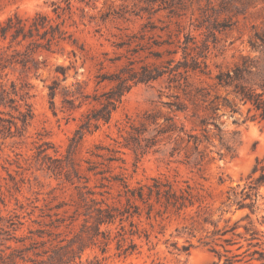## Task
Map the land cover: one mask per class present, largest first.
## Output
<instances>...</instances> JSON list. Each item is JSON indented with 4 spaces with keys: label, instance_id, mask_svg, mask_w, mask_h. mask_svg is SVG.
<instances>
[{
    "label": "rangeland",
    "instance_id": "obj_1",
    "mask_svg": "<svg viewBox=\"0 0 264 264\" xmlns=\"http://www.w3.org/2000/svg\"><path fill=\"white\" fill-rule=\"evenodd\" d=\"M52 2L65 6L64 0H0V20L15 13L31 16L36 12L54 18ZM69 2L72 13L66 25L76 38L77 45L63 44L62 52L47 56L46 67L39 70L37 75L21 72L18 66L6 70L8 79L15 82L25 79L30 83L29 102L33 118L20 137H3L0 134V229L9 225L10 218H20L31 228L40 227L33 224L31 219L49 223L64 218L63 222L54 223L59 227L53 230L62 232L68 238L79 232L81 216L66 228L71 221L70 215L74 210L78 190L63 177L54 175L33 161L36 145L47 141L53 147L47 151L52 158L64 159L70 155L75 169L84 177L76 185L85 183L86 177L88 188L95 192H109L103 196H94L97 199L103 198L107 203L121 206L125 202L123 197L118 196L122 191V182L103 179L110 176L121 178L129 187H135L137 183H149L151 178L157 177L172 182L175 187L188 183L198 198L192 206L178 212L173 209L164 210L155 204L150 217H147L146 209H142L144 206L139 203V216L134 215L121 224L116 221L112 225L100 227L102 231L108 232L107 244L104 245V239L99 236L96 243L90 244L82 253L83 264H212L217 261V257L210 248L223 253L219 245H206L213 238L212 231L227 228L237 220L240 227L236 232L243 233L242 226L252 221L254 227L263 233L264 240V187L258 191L254 213L248 208L236 209L235 204L227 206L230 189L239 192L249 181L247 176L255 159L264 155V129L256 122H243L245 106H241L237 113L220 107L215 111L218 117L215 121L221 128L223 139L234 150L233 157L230 154L221 157L220 153L224 154L225 151L213 135L215 130L212 125L207 126L209 131L205 140L199 124L201 119L210 120L212 113L206 108V103L196 100L191 104L189 101L195 89L202 87L211 90V95L217 93L223 96L222 90H213L215 74L230 70L244 57L255 58L260 55L251 48V43H259L257 37H264V0ZM148 22L158 27L169 24L171 31L180 29V38L190 32L197 40L203 38L205 26L218 27V30H214L216 40L211 44L207 60L209 74L192 77L191 86L186 89V92H190L189 96L181 89H175L165 79L151 84H137L123 97L108 125L86 132L80 141L75 142V131L86 107L70 115L63 113L60 111L59 96L54 99V108L50 107L47 86L53 77L61 79V74L55 72L56 67H70L68 78L61 85H69L74 81L72 75L76 68L79 72L77 78L89 79L88 90L91 91L99 63L104 57H113L117 52L114 43L125 39L126 35L137 34ZM196 25L202 27L196 30ZM147 29L149 27L145 29V36H152V30ZM71 50H75V57ZM81 64L84 66L81 67ZM104 66L101 72L113 71L107 62ZM171 102L182 103L185 110L175 111L168 105ZM145 112L156 114L158 123L171 118L175 130L159 136V143L137 158L131 150L119 148L114 140H120L119 129L126 128L128 122L137 123ZM188 135L198 139L197 148L192 140L187 141ZM96 146L119 148L120 152L115 155L123 161L107 163L102 157L95 156V153L106 156L108 152L98 150ZM90 165L96 166L94 171L87 170ZM99 171L105 172L97 173ZM257 175L258 172L254 174ZM100 185L104 187L100 188ZM244 202L248 203L249 200ZM60 204L63 206L58 207ZM246 214L249 215L248 219L244 218ZM129 221L135 226L131 227ZM26 226L16 234L24 233ZM121 238H124L122 248L117 250V241ZM233 238L244 247L238 251L235 250L237 245L226 247L235 253L242 252L246 248V241L236 236ZM131 243L135 248L123 253ZM102 248H105L104 252Z\"/></svg>",
    "mask_w": 264,
    "mask_h": 264
},
{
    "label": "trees",
    "instance_id": "obj_2",
    "mask_svg": "<svg viewBox=\"0 0 264 264\" xmlns=\"http://www.w3.org/2000/svg\"><path fill=\"white\" fill-rule=\"evenodd\" d=\"M64 2L65 6L52 2L54 18L46 13L36 12L31 16L15 13L0 20V134L3 137L22 136L33 118L29 102L30 83L25 79L19 82L8 79L6 70L18 66L21 72H33L37 75L39 70L46 67L47 56L62 52L63 44L77 45L76 38L66 25L67 20L71 19L72 5L69 0ZM155 11L157 10L153 12ZM148 27L147 31L152 30V36H145L144 32ZM201 27L202 25H196L195 29ZM205 30L203 38L197 40L190 32L184 33L183 38H180V29L171 31L169 24L158 27L153 22L145 23L137 34L126 35L125 39L114 43L113 47L117 52L113 57H104L99 63L91 91L88 90L89 79L77 78L79 72L76 68L72 75L74 81L69 85H61V82H66L70 67L58 65L55 72L61 74V79L55 76L47 86L50 107L54 108L56 96L60 97V111L63 113L70 115L86 107L75 131L74 139L78 142L86 132L96 131L101 126L108 125L123 97L137 84H151L165 79L175 89H181L189 96L190 92H186V89L191 86L192 77L209 74L207 60L211 44L216 40L214 30H218V27L205 26ZM257 40L259 43H251V48L260 53L258 57H244L230 70L215 74L213 90H222L223 96L217 93L211 95V90L202 87L195 89L189 98L191 104L196 100L206 103V108L212 113L210 120L201 119L199 124L205 140L209 131L207 126L212 125V129L215 130L213 135L218 138L221 148L225 151L224 154L220 153L221 157L227 154L233 157L234 150L223 139L221 128L215 121L218 118L215 111L220 107L237 113L240 112L241 106H245L246 116L243 122H256L264 129V37H257ZM71 53L76 56L75 50H71ZM105 62L113 67V71L101 72L105 68ZM83 66L81 64V67ZM174 97L177 99V95ZM168 105L175 111L185 110L180 102H171ZM53 113L56 114L54 109ZM5 115L7 117H3ZM157 118L156 114L145 112L137 123L128 122L126 128L118 130L120 140H114L115 144L119 148L131 150L137 158L146 154L159 143V136L175 130L171 118H165L163 123H158ZM191 140L197 148L198 139L188 135L187 141ZM49 148L53 147L47 141L37 144L33 161L54 175L63 177L78 190L74 210L70 215L71 221L66 228L80 216L81 228L68 238L62 232L53 230L59 227L54 223H61L64 218H57L49 223L31 219L33 224L40 226L39 228L26 226L25 221L20 218H10L9 225L5 229H0V264H83L82 253L90 244H95L99 236L104 239V245L107 244L108 232L102 231L100 227L112 225L116 221L121 224L134 215L139 216L140 204L144 206L142 209H146L147 217H150L155 204L164 210L173 209L178 212L192 206L198 200L188 183L175 187L172 182L157 177L151 178L149 183H137L135 187H129L121 178L110 176L103 179L108 182L117 180L122 182V191L118 196L123 197L125 202L121 206L107 203L103 198L97 199L94 196L96 194L103 196L109 192H95L88 188L86 177L85 183L81 186L76 185V182H80L84 177L75 169L69 154L64 159L52 158L47 153ZM119 148L96 146V149L106 150L108 153L106 156L95 153V156L102 157L107 163L123 161L121 157L115 155L120 152ZM95 168V165H90L87 170L94 171ZM256 172L258 175L254 176ZM247 178L249 181L239 192L234 188L230 189L227 206L235 204L236 209L248 208L254 213L258 191L264 187V155L255 159ZM99 187L102 188L104 185ZM245 200L249 202L246 203ZM61 206L63 204L58 207ZM157 213H160V210H157ZM54 215L57 216L56 213ZM244 218L248 219L249 215L246 214ZM129 223L131 227L135 226L131 221ZM211 224L216 226L212 222ZM24 226H26L24 233L17 235L16 232L22 230ZM239 227L237 220L227 228L212 231L213 238L206 245L213 243L223 248V253L213 247L210 248L217 257V261L212 264H220L221 260H223L221 264H264L263 233L254 227L252 221L242 226L243 233L236 232ZM227 234L231 236L225 237ZM234 236L246 241V248L240 253L226 247L237 245L236 251L244 247L233 238ZM122 241L124 238L117 241V250L122 248ZM134 248L135 245L131 243L123 253ZM183 248L186 249L184 246ZM104 251L105 248H102V252Z\"/></svg>",
    "mask_w": 264,
    "mask_h": 264
}]
</instances>
